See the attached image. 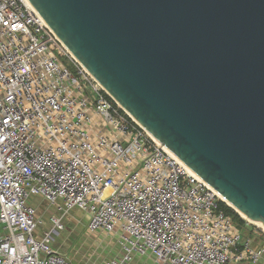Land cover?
<instances>
[{
  "label": "built area",
  "instance_id": "obj_1",
  "mask_svg": "<svg viewBox=\"0 0 264 264\" xmlns=\"http://www.w3.org/2000/svg\"><path fill=\"white\" fill-rule=\"evenodd\" d=\"M7 121V123H5ZM59 214L36 236L31 204ZM222 197L129 115L28 0H0V264H72L52 243L79 209L130 264H258Z\"/></svg>",
  "mask_w": 264,
  "mask_h": 264
},
{
  "label": "water",
  "instance_id": "obj_2",
  "mask_svg": "<svg viewBox=\"0 0 264 264\" xmlns=\"http://www.w3.org/2000/svg\"><path fill=\"white\" fill-rule=\"evenodd\" d=\"M123 109L264 228V0H28Z\"/></svg>",
  "mask_w": 264,
  "mask_h": 264
},
{
  "label": "crops",
  "instance_id": "obj_3",
  "mask_svg": "<svg viewBox=\"0 0 264 264\" xmlns=\"http://www.w3.org/2000/svg\"><path fill=\"white\" fill-rule=\"evenodd\" d=\"M30 202L37 209V217L41 220V224L39 225L36 231V236L42 237L43 233L45 231L50 230L52 226V224L50 223L51 216L59 214V212L53 205H51L41 196L31 197ZM88 220H89V216L85 212L79 209L71 210L66 216H64V223L66 228L64 229L63 232H61L60 235L56 236L54 242L52 243L53 247L56 250H58L60 253L66 256L68 255L72 256L73 259L71 261L72 264H94V262L105 263L106 261L109 260L107 258L108 256L100 258L102 260H97L94 252H85L84 250H82V249H86V245H84L83 248H81L80 256L77 253L72 254L69 252L70 239L69 237L66 236V232H65L66 229L70 228L71 229L70 231L72 230L77 231V229L79 228L81 229L83 227L87 228ZM94 233H100V232H94ZM115 235L118 236V234ZM114 254L115 255H111L110 259L114 257H119L121 255L120 247L119 250L118 249L115 250ZM130 264H157V262L153 255L146 254V255H135L134 260ZM234 264H247V263H234ZM258 264H264V258Z\"/></svg>",
  "mask_w": 264,
  "mask_h": 264
},
{
  "label": "rangeland",
  "instance_id": "obj_4",
  "mask_svg": "<svg viewBox=\"0 0 264 264\" xmlns=\"http://www.w3.org/2000/svg\"><path fill=\"white\" fill-rule=\"evenodd\" d=\"M247 220V219H246ZM247 222L250 224L249 226H256L261 228L264 231L263 226L260 223H254L249 220ZM88 223V222H87ZM66 228V227H65ZM71 229H66V236L70 239V247L69 252L72 254H79L81 252V248L86 245V249H82L85 252H94L97 260H102L100 258L107 257L110 259L111 255H115L114 252L116 249L119 250L118 246V236L114 234L107 233H92L87 230L86 227L82 229L79 228L77 231H70ZM77 232V233H76ZM249 232V230H247ZM255 239L258 237L256 233H254ZM69 259L72 261V256H69ZM107 259V260H108Z\"/></svg>",
  "mask_w": 264,
  "mask_h": 264
},
{
  "label": "trees",
  "instance_id": "obj_5",
  "mask_svg": "<svg viewBox=\"0 0 264 264\" xmlns=\"http://www.w3.org/2000/svg\"><path fill=\"white\" fill-rule=\"evenodd\" d=\"M220 207L228 216L232 217L234 222L240 228L242 233L241 245H243L248 240H251L254 247L264 246V231L261 230V228L256 226H249L250 224L247 222V220L225 202L220 201ZM247 230H249V232H247ZM254 233L258 235L256 239L255 236H253Z\"/></svg>",
  "mask_w": 264,
  "mask_h": 264
},
{
  "label": "bare ground",
  "instance_id": "obj_6",
  "mask_svg": "<svg viewBox=\"0 0 264 264\" xmlns=\"http://www.w3.org/2000/svg\"><path fill=\"white\" fill-rule=\"evenodd\" d=\"M222 197V196H221ZM223 198V197H222ZM224 199V198H223ZM258 223H260L262 226H263V224L261 223V222H258Z\"/></svg>",
  "mask_w": 264,
  "mask_h": 264
},
{
  "label": "snow or ice",
  "instance_id": "obj_7",
  "mask_svg": "<svg viewBox=\"0 0 264 264\" xmlns=\"http://www.w3.org/2000/svg\"><path fill=\"white\" fill-rule=\"evenodd\" d=\"M5 123H7V121H5Z\"/></svg>",
  "mask_w": 264,
  "mask_h": 264
}]
</instances>
